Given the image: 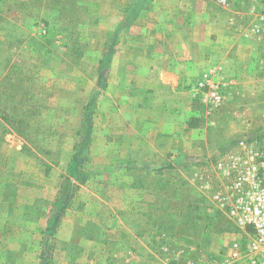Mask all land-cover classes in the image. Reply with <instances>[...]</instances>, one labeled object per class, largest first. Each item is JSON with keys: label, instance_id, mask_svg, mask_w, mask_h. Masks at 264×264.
Listing matches in <instances>:
<instances>
[{"label": "rangeland", "instance_id": "1", "mask_svg": "<svg viewBox=\"0 0 264 264\" xmlns=\"http://www.w3.org/2000/svg\"><path fill=\"white\" fill-rule=\"evenodd\" d=\"M161 1L170 18L176 4ZM153 4L0 0V264H188L226 249L237 235L201 191L199 171L264 126V33L253 30L264 0H206L229 19L235 8L236 67L206 70L193 113H177L183 126L175 138L151 129L131 144L120 130L138 112L112 97L126 82L110 85L108 61L116 55L130 72L145 62L136 51L145 50L159 19L148 18L146 38L131 29ZM139 117L133 126L160 123L156 115ZM128 153L160 161L114 163ZM153 166L171 169L169 179L155 184Z\"/></svg>", "mask_w": 264, "mask_h": 264}, {"label": "crops", "instance_id": "2", "mask_svg": "<svg viewBox=\"0 0 264 264\" xmlns=\"http://www.w3.org/2000/svg\"><path fill=\"white\" fill-rule=\"evenodd\" d=\"M158 1L162 2L161 0H154L153 11L149 13L143 10L140 13L142 15L134 22L131 29L135 31L131 32L132 35L139 34L146 38L150 32L147 31L148 26L146 25L148 18L155 22L157 20L153 17L159 19L157 21L159 22L158 24L152 23L153 26L157 27L153 28L152 34H150L149 40L152 44H146V48H143L145 49L143 51L140 47L136 51L139 57L140 54L146 57L145 62H139L140 65H138L135 72L125 71L127 62L124 61L123 63V60H116V55H112L109 63L110 75L108 82L110 85L115 83L116 79L120 80V78L121 82H126L120 88V91L111 92L112 97H120L121 105L138 112L136 113L137 116L133 112L128 114V126L120 130V133L123 134L121 136H126L124 138L130 140L131 144L134 141H139V138H143L144 136L141 135H144L145 130L156 129L160 132H173L176 129H182L183 121L179 124L177 115L180 114V117L185 119L187 115L189 116L193 113L192 104L196 98L195 86L203 77V74L206 73V70L216 67L226 68L230 65L236 67V64H233L236 59L230 58V52L236 46V43L230 37L233 34L231 27L232 23L234 24L233 18L236 15L233 12L234 7L228 9L232 15V19H229V17L223 16L222 10L216 13L211 12L206 5V0H197L196 6H193L192 0H190L191 6L189 3V8L184 7L186 0H163L165 3L176 4V10L171 12L169 18L167 17L168 13L163 11L164 8L158 4ZM238 1L244 0H236L237 3ZM158 9L160 10L159 14L157 12ZM221 12L223 15H221ZM158 15L159 17H157ZM226 19L228 21L225 23ZM236 48L238 47L236 46ZM131 50L134 51L132 47ZM236 53L241 54L240 48L236 50ZM141 63H144L145 70H143L144 66ZM238 81L236 78V87L238 86ZM148 110L153 113H148ZM144 114L156 115V118L160 119L158 126H152L147 123L146 128L142 126L140 128V125L133 126V123L142 121L139 116ZM171 115L175 116L172 120L167 118V116ZM184 122V127H186V121ZM172 137H176L174 132ZM131 144H128V146ZM139 153L144 156L142 152ZM139 153L116 156L114 163H140L142 164L141 166H144V162L154 164L160 161L159 158L156 159L154 154L152 158H147L141 157L138 155ZM175 159L174 155L169 161L174 162L176 161ZM152 172L154 173V183L156 184V180L158 181L163 176L169 179L171 169L161 171V174L160 171L154 168ZM120 191V195L123 196L124 190ZM135 191L139 195L144 194L145 190ZM152 191L160 192V190ZM118 199L122 204H125L123 197ZM143 206L144 204H142L141 210H145Z\"/></svg>", "mask_w": 264, "mask_h": 264}, {"label": "built area", "instance_id": "3", "mask_svg": "<svg viewBox=\"0 0 264 264\" xmlns=\"http://www.w3.org/2000/svg\"><path fill=\"white\" fill-rule=\"evenodd\" d=\"M259 18L262 23L253 30L264 33V14ZM243 32L250 36L252 31ZM211 95L221 100L216 91ZM199 174L207 189L201 191L213 210L236 226L237 235L226 249L188 264H264V126L237 139L215 160L204 162Z\"/></svg>", "mask_w": 264, "mask_h": 264}, {"label": "trees", "instance_id": "4", "mask_svg": "<svg viewBox=\"0 0 264 264\" xmlns=\"http://www.w3.org/2000/svg\"><path fill=\"white\" fill-rule=\"evenodd\" d=\"M111 60V59H110ZM110 63V61H108V64Z\"/></svg>", "mask_w": 264, "mask_h": 264}]
</instances>
